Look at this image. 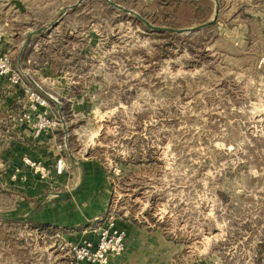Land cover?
<instances>
[{
	"label": "rangeland",
	"instance_id": "rangeland-1",
	"mask_svg": "<svg viewBox=\"0 0 264 264\" xmlns=\"http://www.w3.org/2000/svg\"><path fill=\"white\" fill-rule=\"evenodd\" d=\"M111 1L180 32L106 0H23L19 118L45 97L84 174L55 189H74L52 197L59 222L0 196V264H80L69 248L108 210L121 264H264V0Z\"/></svg>",
	"mask_w": 264,
	"mask_h": 264
},
{
	"label": "crops",
	"instance_id": "crops-1",
	"mask_svg": "<svg viewBox=\"0 0 264 264\" xmlns=\"http://www.w3.org/2000/svg\"><path fill=\"white\" fill-rule=\"evenodd\" d=\"M19 1L23 5L24 11L16 8L12 0H0V54L10 52V48L13 47L15 30L21 26L17 18L27 8L23 0ZM13 12H15L14 17L7 19L6 15L8 13L13 14ZM28 39L29 35L25 37V40ZM24 42L21 43L18 49L17 62L20 58H23ZM25 86L24 83L12 85L4 77L0 76V196L10 195L11 198H14V208L27 206L28 212H33L31 216H35V221L38 219L42 224H50L59 222L57 213L49 209V206L52 207L53 203H57L53 202L52 197L65 195L74 190L59 192L55 191V189L61 186L67 187L70 184L71 180L68 178V174L73 168L78 171L79 175L82 173V176L84 174V165L74 162L73 160L77 159L70 155L69 150L60 151L58 149L57 146L60 143L55 137V132L58 131L46 130L36 134L33 126V114L30 120L19 118V112L22 108L19 105L21 101L25 103ZM23 107L24 111L28 110L24 105ZM56 108L58 109V106ZM39 109L49 111L48 107ZM60 129L62 133L65 132L64 123H62ZM65 152L69 155L70 161H68V165L66 164L63 173L57 175L53 170L55 159L62 156L66 163ZM25 156L49 166L51 168L50 175L47 178H42L31 168L24 165L23 157ZM78 183L73 187H77ZM44 205L50 211L45 209L40 212ZM14 218L18 217L12 216L4 219L11 220ZM91 239L95 240L96 235H92ZM120 257L121 255L117 257L111 256L109 264H121L122 259Z\"/></svg>",
	"mask_w": 264,
	"mask_h": 264
},
{
	"label": "built area",
	"instance_id": "built-area-1",
	"mask_svg": "<svg viewBox=\"0 0 264 264\" xmlns=\"http://www.w3.org/2000/svg\"><path fill=\"white\" fill-rule=\"evenodd\" d=\"M0 76L4 77L10 84L20 83V75L11 68V58L7 52L0 54ZM30 103L24 117L27 120L34 115V130L38 134L42 131H55L61 127L63 120L51 115L46 109L47 99L34 91L29 93ZM64 146V145H63ZM60 143L57 147L62 150ZM24 165L31 168L41 177L47 174V167L40 161H34L30 157H23ZM66 163L62 156L55 159L53 170L59 175L65 170ZM95 235L96 239H84L77 244L71 245L69 252L75 263L84 264H109V258L123 254L125 250V231L118 226L116 215L108 210L104 214L96 217Z\"/></svg>",
	"mask_w": 264,
	"mask_h": 264
},
{
	"label": "water",
	"instance_id": "water-1",
	"mask_svg": "<svg viewBox=\"0 0 264 264\" xmlns=\"http://www.w3.org/2000/svg\"><path fill=\"white\" fill-rule=\"evenodd\" d=\"M106 2H108L111 6L117 8V9H120L121 11L127 13V14H130L132 16H134L137 20H139L141 23H143L144 25H146L149 29L155 31V32H172V33H179L180 30L176 29V28H172V27H159V26H155V25H152L151 23H149L147 21V19H145L143 16H141L139 13L129 9V8H126V7H122L121 5L111 1V0H106ZM12 3L15 5L16 8H18L20 11H24V8H23V5L21 4V2L19 0H12ZM216 19V18H215ZM213 21L211 22H208V23H204L200 26H195V27H191V28H187V29H183V31H194V30H197V29H200L201 27H204L208 24H211L213 23ZM58 109H60V107L58 106ZM66 131V130H65Z\"/></svg>",
	"mask_w": 264,
	"mask_h": 264
},
{
	"label": "trees",
	"instance_id": "trees-1",
	"mask_svg": "<svg viewBox=\"0 0 264 264\" xmlns=\"http://www.w3.org/2000/svg\"><path fill=\"white\" fill-rule=\"evenodd\" d=\"M138 23L141 24L140 22H138ZM157 34H159L160 36L171 35L168 32H157ZM62 110H64V107H62ZM60 133H62V132L60 131Z\"/></svg>",
	"mask_w": 264,
	"mask_h": 264
}]
</instances>
